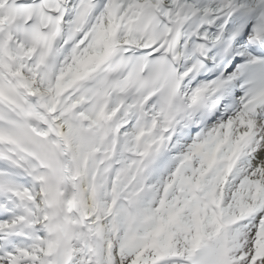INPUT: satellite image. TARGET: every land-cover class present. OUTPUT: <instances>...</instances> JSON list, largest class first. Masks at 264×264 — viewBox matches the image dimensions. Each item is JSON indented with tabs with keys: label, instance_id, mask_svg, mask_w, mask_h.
<instances>
[{
	"label": "snow or ice",
	"instance_id": "obj_1",
	"mask_svg": "<svg viewBox=\"0 0 264 264\" xmlns=\"http://www.w3.org/2000/svg\"><path fill=\"white\" fill-rule=\"evenodd\" d=\"M0 264H264V0H0Z\"/></svg>",
	"mask_w": 264,
	"mask_h": 264
}]
</instances>
